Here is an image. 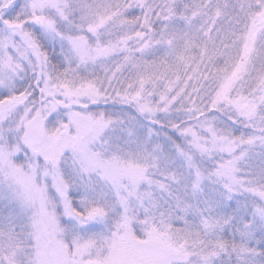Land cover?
I'll return each instance as SVG.
<instances>
[{
	"label": "snow or ice",
	"instance_id": "snow-or-ice-1",
	"mask_svg": "<svg viewBox=\"0 0 264 264\" xmlns=\"http://www.w3.org/2000/svg\"><path fill=\"white\" fill-rule=\"evenodd\" d=\"M0 264H264V0H0Z\"/></svg>",
	"mask_w": 264,
	"mask_h": 264
}]
</instances>
